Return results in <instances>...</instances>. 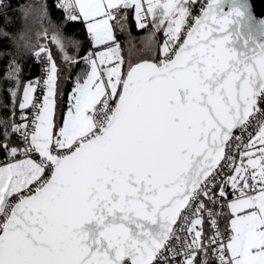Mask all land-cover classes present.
Returning <instances> with one entry per match:
<instances>
[{"label":"snow or ice","instance_id":"1","mask_svg":"<svg viewBox=\"0 0 264 264\" xmlns=\"http://www.w3.org/2000/svg\"><path fill=\"white\" fill-rule=\"evenodd\" d=\"M196 3L58 0V22L47 3L19 5L33 24L0 31L16 49L0 51L9 58L0 92L11 101H0L10 112L0 118V264H210V254L217 264H264V45L238 53L219 0L199 16ZM11 9L0 0L5 25ZM128 10L138 30L151 25L143 39L153 57L156 34L163 40L158 61L122 73L110 22L123 31ZM69 22L85 25L91 47L83 56V42L63 35ZM37 25L33 43L27 33ZM49 34L73 83L62 123L61 69L40 43ZM25 53L42 65L40 77L22 79ZM250 127L256 134L246 143L234 135ZM12 135L23 147L12 146ZM225 207L221 230L215 217Z\"/></svg>","mask_w":264,"mask_h":264},{"label":"trees","instance_id":"2","mask_svg":"<svg viewBox=\"0 0 264 264\" xmlns=\"http://www.w3.org/2000/svg\"><path fill=\"white\" fill-rule=\"evenodd\" d=\"M55 1L56 0H10V2L13 5V9L9 10L8 15L12 18V23L10 25H5L3 14L0 13V31L7 28V31H9L10 33L19 34L22 31H24L26 24L28 26H31L33 24V18L32 17H29L27 19V21L22 19L21 15H20L19 5L47 3L49 11H50V19L53 22L61 21L63 19L62 15H61V10H58L55 7ZM7 2H8V0H5V3H7ZM195 5L192 6L191 11H193ZM116 23H117V21H115V20L112 22V24L114 25V34L116 35L117 40L120 42V45L122 48L121 55L123 56L124 59H126L127 53H126L125 47L128 46V42H127L128 37L123 35L124 33L120 32L118 30V28L115 27ZM121 23L125 24L127 30L129 32H131L133 36H138L145 31V29L137 30L134 27L133 21H132L131 10H128L126 21H121ZM38 30L39 29H38V25H37L35 28L32 29L31 32L27 33L28 37L31 39V41L33 43H36V32ZM62 32L66 35H68L71 32V34H73V37H74L73 39H76V40L83 42L82 50L79 53L80 56H83L85 54V52L88 50V45H87L88 43L85 40L84 35L82 33V24L80 22L68 23L63 27ZM156 40L158 42L157 43L158 50L155 53V57H153L152 60H150V61H154L157 54L159 53V43L161 42L160 36L159 37L156 36ZM125 41L127 43L126 46L124 44ZM4 50H7L9 52H14L16 49H15V46L11 40L0 37V51H4ZM8 59H9L8 57H5L4 59L0 60V76H2V74H3V69H4V66L8 63ZM33 61H34V58L27 53H25L22 57H20V62L24 67V72L22 74V79L24 81H27L29 79H33V77L35 75L36 70H35V66H34ZM138 62H140V61H138ZM83 67H84L83 64L76 66L72 70V73H71L73 75V77L75 76L76 73L80 72L81 68H83ZM125 69H126V67L122 66V73ZM7 86H8L7 84H4V87H7ZM72 87H73L72 81H65L63 83V87H62V91H61V95H60V119L63 116V113H64L63 110L66 106L67 93L71 90ZM0 101H2L4 104H9V106H10L11 101H10L8 93L6 91L0 92ZM18 111H19V109L17 108L16 117H17ZM9 115H10L9 109L4 108L2 106V104H0V118H5V117H8ZM16 122L18 123V120ZM4 139L5 138L3 135V130H2V128H0V145H3ZM10 142H11L12 146H19V142H18L16 135L11 136ZM4 153H5V151L3 150V147L0 146V162L1 161L3 162L6 160L5 159L6 156L4 155ZM219 222H220L221 227L223 229H225V227H226L225 222L222 220L221 216H219ZM204 227L206 230L210 229L207 222H206V219H205ZM210 264H217L215 258L211 257V254H210Z\"/></svg>","mask_w":264,"mask_h":264},{"label":"water","instance_id":"3","mask_svg":"<svg viewBox=\"0 0 264 264\" xmlns=\"http://www.w3.org/2000/svg\"><path fill=\"white\" fill-rule=\"evenodd\" d=\"M208 2L210 0H207L205 5ZM218 10L231 21L226 34L230 35L238 53L247 51L257 44L264 45V0H219ZM199 15L200 12L197 16Z\"/></svg>","mask_w":264,"mask_h":264},{"label":"crops","instance_id":"4","mask_svg":"<svg viewBox=\"0 0 264 264\" xmlns=\"http://www.w3.org/2000/svg\"><path fill=\"white\" fill-rule=\"evenodd\" d=\"M131 14H132V21H133V25H134V27L137 29V26H136V23H135V19H134V10H131ZM113 21H111L110 23H112ZM81 24H82V33H83V35H84V38H85V40L87 41V45H88V49L91 47V41H90V39L87 37V33H86V28H85V25L82 23V22H80ZM125 25V24H124ZM118 30L120 31V29L118 28ZM138 30V29H137ZM151 30V25H149V28H147V29H145V31L142 33V34H140V35H138V36H133L132 35V33L131 32H129L128 30H127V28H126V26L124 27V30L123 31H120V32H122V33H124L123 35H125V36H127L128 37V39H127V42H128V46L127 47H125L126 48V59H124V61H125V63H124V65H122L123 67H127L128 66V64H127V60H129V52H128V49H130L131 47H134V48H136L137 47V49L138 50H140V51H145L146 53L148 52L149 54L147 55L148 56V58H142V59H140V60H138V61H144V60H152V58H153V53H152V51H149V46L147 45V42L143 39L144 37H146L147 35H148V33H149V31ZM64 34V33H63ZM65 36L66 37H68V38H74L73 37V34H71V32L68 34V35H66L65 34ZM156 36H160V41L162 42V40H163V36H162V34L161 33H157L156 34ZM124 43V42H123ZM125 46L127 45V43H126V41H125ZM157 50H158V46H156V52H157ZM121 51H122V48H121ZM73 52H75V50H73ZM76 54V53H75ZM122 56V55H121ZM123 57V56H122ZM150 57H151V59H150ZM69 75V73H67L65 76H63V78H62V80H59V84L61 85L62 83H63V81L65 80V77L66 76H68ZM60 79H61V74H60ZM65 82V81H64ZM62 91V90H61ZM58 107H59V109H60V101L58 102ZM63 116H64V113H63ZM62 119V118H61ZM60 119V120H61ZM4 155L6 156L5 157V161H1L0 162V165H2L3 163H5V162H7V154L6 153H4ZM17 159H19V157H17ZM238 159H239V156H238ZM233 197L230 195L229 197H228V199L229 200H231ZM223 212L224 213H226V215H224L223 217H222V220L225 222V226H227L228 225V223H229V219H230V213L228 212V209L225 207L224 209H223Z\"/></svg>","mask_w":264,"mask_h":264},{"label":"built area","instance_id":"5","mask_svg":"<svg viewBox=\"0 0 264 264\" xmlns=\"http://www.w3.org/2000/svg\"><path fill=\"white\" fill-rule=\"evenodd\" d=\"M206 1L207 0H198L197 1L196 5H195V7H194V9L192 11V13H193L194 16H197L199 14L201 7L205 5ZM56 2H58V0H56L55 3ZM61 15L64 18V13H63L62 10H61ZM69 23H72V22H69ZM160 58L161 57H160V55L158 53L153 62L158 61ZM33 63H34L35 70H36L35 75L33 77V79H34V78L40 77L42 75V72H41L42 65H40L39 63H37L35 61V59H34ZM258 106L261 108V110H264V103H261ZM99 107H100V105H97V108H99ZM17 120H18V123L21 122L19 120V111H18V114H17ZM255 131H256V129L253 128V127H250L249 130H248V132H244V133H241L240 130L237 129V130H235L234 135H241V139L246 143L247 140H248V133L251 132V134H253ZM17 139H18V142H19V147H23V142L20 140V138L18 136H17ZM227 151H228V149L226 148V152ZM238 156H239L238 153H236L237 159H238ZM33 158L36 159V160L39 159V157L37 155H35ZM207 207L210 208L214 213L221 211V209L219 207L214 206V205H212L210 203H207ZM215 218L217 219V223H218L219 227L221 228V230H223V228L221 227L220 222H219V216H216ZM205 219H206V222H207V224H208V226L210 228V222L208 221L207 216H205ZM178 224H179V221H178ZM179 235H181L183 237V236H185L187 234L186 233H179ZM225 235H226V233H225ZM171 243L175 244V241H172ZM178 259H180V258L177 257V260Z\"/></svg>","mask_w":264,"mask_h":264},{"label":"rangeland","instance_id":"6","mask_svg":"<svg viewBox=\"0 0 264 264\" xmlns=\"http://www.w3.org/2000/svg\"><path fill=\"white\" fill-rule=\"evenodd\" d=\"M63 35H64L65 38H68V37L65 36V34H63ZM36 40H37V37H36ZM50 40H51V34H49V37H48L47 40H44L43 38H41L40 39V43H47L48 44V47H49V49H50V51H51V53H52L57 65H58V67L61 69V71H60L61 79L60 80H62L63 76H65L67 73H69V70L61 62V54L59 53V51L57 50L55 45L50 43ZM73 50L74 49L71 48V47L68 48L69 55H75V52H73ZM149 51H151L150 48H149ZM128 52H129V60H127V64L130 63L132 65L137 63L138 60H140L142 58H148L147 55L149 54L148 52L146 53L144 50L143 51L138 50L137 47L136 48L131 47L130 49H128ZM64 81H63V83H64ZM63 83L60 85V87L58 89V93H59L58 98H57L58 102L60 101V95H61V90H62V87H63ZM63 117L64 116H62V119L60 120L61 123L63 121ZM255 134H256V131L252 135L255 136Z\"/></svg>","mask_w":264,"mask_h":264}]
</instances>
